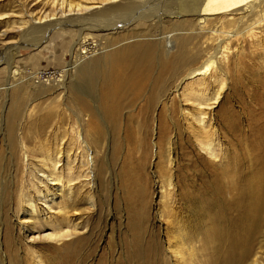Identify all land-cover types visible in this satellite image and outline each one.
<instances>
[{"label": "rangeland", "instance_id": "1", "mask_svg": "<svg viewBox=\"0 0 264 264\" xmlns=\"http://www.w3.org/2000/svg\"><path fill=\"white\" fill-rule=\"evenodd\" d=\"M19 2L27 3L26 0ZM217 2L194 1L197 9H204L203 13L184 15L180 19L165 17L159 24L156 20L149 22L143 18L132 26L107 33L95 30L85 32V36L90 38L88 42H95L100 53L107 51L90 60L94 63L99 56L105 57L102 64L95 63L96 67L103 65L101 71L105 75L94 81L89 91L91 97H87L83 87L79 95L69 86L60 90L55 82L37 83L31 78L32 73L41 71L58 76V71L70 61V51L78 40V32L69 28L54 30L37 45L23 41L12 32L17 27L15 23L20 20L15 2L0 0V14H8L0 21V31H5V35H0V264H156L151 255L159 252L157 246L162 247L164 240L161 187L169 179L165 173L173 170L174 166L168 162V149H171V159L188 152L187 158L195 166L207 161V158L201 155L199 146L185 132L181 113L184 111L187 117L191 109L184 105L183 100L181 102L179 94H184L189 88L187 83L180 87L178 93L174 92L184 77V71L156 101L150 111L147 128L139 108L142 99L155 92L152 81L139 88L142 96L139 104L120 113V122L114 132L104 113V103H107L103 94L104 82L111 78L114 68L108 55H112L114 48L117 52L125 51L128 43L141 35L147 36L144 39H155L161 34L164 37L162 43L167 45V40L174 37V30L180 24L182 36L190 40L188 53L197 56L191 68L199 67L222 43L207 76L197 74L190 82L195 87L198 81L206 78L218 79L215 82L210 80L209 91L206 88L205 94L210 99L219 94L210 117L217 123L218 132L223 133L220 120L224 103L235 105L238 101L241 72L263 66L257 56L264 55V6L259 5L258 13L249 15L240 23L239 16L210 14L208 10L213 11ZM168 5H172L171 2L159 0L152 3L151 6L157 9L152 11ZM255 20L257 22L250 32L225 40L226 33L240 26L247 28ZM157 45L159 51L160 44ZM13 48L16 51L9 52ZM5 60H10L11 68ZM162 65V60L155 63L152 75H156ZM221 79L223 84L219 83ZM81 84L78 82L76 85ZM67 108L81 119L83 130L80 137L76 118L69 114ZM160 112L164 113L169 138L159 146L161 127L157 116ZM96 125L103 128L102 134L96 131ZM48 157L60 161L57 169L63 168L67 160H75L76 164L89 162V177L81 178L80 185H67L63 180L71 192L76 193L77 190L81 194L83 210L80 230L61 244L52 240L40 241L38 237L44 229L23 234L17 224V220L21 219L22 200L26 195H34V185L40 182L36 170L43 168L50 172L46 162ZM170 193L168 197L172 200L173 192ZM36 202L41 209L44 207L40 199ZM49 232L50 228L45 230V233ZM156 258L159 259L158 254ZM161 259L162 256L160 262Z\"/></svg>", "mask_w": 264, "mask_h": 264}, {"label": "bare ground", "instance_id": "2", "mask_svg": "<svg viewBox=\"0 0 264 264\" xmlns=\"http://www.w3.org/2000/svg\"><path fill=\"white\" fill-rule=\"evenodd\" d=\"M13 1L18 8L20 20L15 23L17 27L12 32L23 38L21 40L37 45L54 30L67 28L78 32L79 35L71 48L69 63L63 70L58 71V76L39 80L37 73H32L31 78L37 83L55 82L56 88L60 90H66L69 86L68 88H72L79 95L82 94L83 87L87 97H91L89 91L94 81L105 75L101 71L103 65L95 66V63L103 62L105 57L99 56L91 63L90 60L100 53V49L95 42H88L87 39L90 38L85 36V32L95 30L107 33L132 26L143 18L149 22L156 20L159 24L165 17L180 19L184 15H198L204 12V9H197L198 6L194 4V1L200 0H165L172 5L158 8L156 12L152 11L153 8L157 9L151 5L159 0H26L27 3ZM203 1L209 3V0ZM217 1L214 3V10H208L210 14L223 17L228 14L239 16L240 23L249 15L258 13L259 5L264 6V0ZM7 15L0 14V21ZM256 22L257 20L253 21L247 28L240 26L226 33L225 40L242 37L250 32ZM180 25L174 30V37L167 40V45L162 43L164 37L161 34L155 39H144L147 36L141 35L134 39L138 41H130L125 51L117 52L115 48L112 49V55H108V58L113 62L114 68L111 78L107 83L104 82L103 89L107 99V103H104V113L115 132L120 122V113L140 102L142 96L139 88L145 87L148 81H152L155 92L142 99V106L139 108L146 128L150 111L156 101L160 96L162 98L165 90L172 87L173 81L181 77L183 71L184 77L174 88V92L178 93L186 83L189 87L184 94H179V97L181 102H185V106L190 107L191 112L185 117V112L182 111L181 116L185 132L191 141L199 146L201 155H204L207 161L195 166L187 158L188 152L171 159V149H168V162L174 166L173 170L169 169L165 173L169 179L165 186L161 187V218L165 220L162 227L164 240L162 247L157 244L159 252L151 256L155 258L156 264H264V55L257 56L263 66L241 72L238 83L239 99L235 105L224 103L220 120L223 133H219L216 129L217 123L210 117L211 108L217 103L219 94L211 99L205 94L210 80L215 82L218 79L208 77L209 80L206 78L198 81L195 87L190 80L197 74L205 76L211 70L222 43L199 67L191 68L197 56L188 53L190 40L182 36ZM0 35H5V31H0ZM157 44H160L159 51ZM10 51H16V48ZM160 60L162 67L156 70V75H152L155 63L158 64ZM6 62L11 68L10 60ZM78 82L82 83L81 86L76 85ZM222 82L223 79L219 80V83ZM81 103L85 106L84 102ZM67 110L76 118L80 137L83 130L81 119L70 108ZM163 116L164 113L161 112L157 116L161 127L158 135L159 146L169 138ZM104 121L107 123L105 119ZM95 129L100 134L103 133L100 125H96ZM46 162L50 172L43 168L36 170L39 184L44 188L35 183V196L24 197L21 202V219L17 220V224L23 234L44 229L43 234L38 237L40 241L52 240L61 244L80 230L83 199L77 190L76 193L71 192L67 185H78L81 178L89 177V162L76 164L75 160H67L61 169H57L60 161L48 157ZM63 180L67 182L66 186ZM171 191L172 200L168 197ZM36 199L43 201L42 209ZM52 210L57 212L52 213ZM49 228L51 232L45 233ZM34 240L35 238L32 243ZM38 257L37 255L36 258Z\"/></svg>", "mask_w": 264, "mask_h": 264}, {"label": "built area", "instance_id": "3", "mask_svg": "<svg viewBox=\"0 0 264 264\" xmlns=\"http://www.w3.org/2000/svg\"><path fill=\"white\" fill-rule=\"evenodd\" d=\"M37 77L39 78V80H44V79L54 77V74L53 72H49V71H41L37 73Z\"/></svg>", "mask_w": 264, "mask_h": 264}]
</instances>
